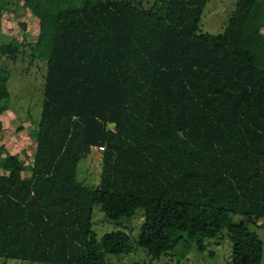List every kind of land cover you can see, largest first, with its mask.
<instances>
[{
    "label": "trees",
    "instance_id": "trees-1",
    "mask_svg": "<svg viewBox=\"0 0 264 264\" xmlns=\"http://www.w3.org/2000/svg\"><path fill=\"white\" fill-rule=\"evenodd\" d=\"M13 1L38 33L0 56L27 48L45 70L34 152L0 147V260L186 264L227 237L226 264H262L264 0H237L221 34L200 31L208 0ZM9 78L0 66V115ZM95 205L116 226L100 238Z\"/></svg>",
    "mask_w": 264,
    "mask_h": 264
},
{
    "label": "rangeland",
    "instance_id": "rangeland-1",
    "mask_svg": "<svg viewBox=\"0 0 264 264\" xmlns=\"http://www.w3.org/2000/svg\"><path fill=\"white\" fill-rule=\"evenodd\" d=\"M6 1V5L0 11V43L5 41L22 43L34 41L38 33V22L35 17L13 0ZM236 2L237 0H208L200 22V31L212 34L223 33L233 14ZM261 31L263 32V30ZM22 52L19 53L16 60L0 56V66L5 67L10 72L8 88L14 97L11 103L12 108L0 115V147L3 146L11 153L19 154L23 159V151L32 155L35 148L34 124L30 120L31 118L26 117L30 116L27 115L29 109L34 117L39 115L41 95L37 88L41 90L45 64L44 61L38 59L32 60L27 48L25 52ZM1 154L3 155V152ZM100 160L101 153L94 150L82 159L78 166L77 179L87 186L98 184ZM28 163V160L24 161L25 165ZM115 228V223L107 221L98 205H95L93 207L92 230L97 237L100 238ZM256 231L263 242L264 249V228ZM230 252V240L227 237L221 238L214 246L209 242L207 250L203 253H192L186 264H226V261L230 259ZM172 262L168 260L157 264H173ZM0 264L18 263L0 260ZM24 264L30 263L25 262ZM116 264H130L129 257H123ZM262 264H264V250Z\"/></svg>",
    "mask_w": 264,
    "mask_h": 264
},
{
    "label": "built area",
    "instance_id": "built-area-1",
    "mask_svg": "<svg viewBox=\"0 0 264 264\" xmlns=\"http://www.w3.org/2000/svg\"><path fill=\"white\" fill-rule=\"evenodd\" d=\"M93 150H94V151H97V150H98V151H101V150H103V147H102V146H100V147H94Z\"/></svg>",
    "mask_w": 264,
    "mask_h": 264
}]
</instances>
